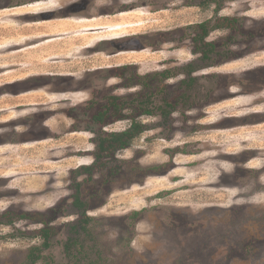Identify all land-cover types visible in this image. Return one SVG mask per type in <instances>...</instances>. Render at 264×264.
Returning a JSON list of instances; mask_svg holds the SVG:
<instances>
[{"label":"rangeland","instance_id":"374dc122","mask_svg":"<svg viewBox=\"0 0 264 264\" xmlns=\"http://www.w3.org/2000/svg\"><path fill=\"white\" fill-rule=\"evenodd\" d=\"M201 23L217 52L188 88ZM34 248L35 264H264V0H0V264Z\"/></svg>","mask_w":264,"mask_h":264},{"label":"flooded vegetation","instance_id":"af4514ba","mask_svg":"<svg viewBox=\"0 0 264 264\" xmlns=\"http://www.w3.org/2000/svg\"><path fill=\"white\" fill-rule=\"evenodd\" d=\"M136 11V10H135ZM130 12V11H129ZM124 13H128V12H124ZM228 26H231L230 28H234V24H229ZM213 29H214V27H213V25H210V23H201V24H199V25H196V26H194L193 27V30H195V31H197V32H195L194 31V35H193V39H192V42L194 41V39H195V43L198 45L199 44V46L197 47H195V49H192L191 50V52H192V55L194 54V55H196L197 56V60H196V64H198V65H195V68H193V71H191V73H192V79H190V81L191 80H196V78L197 77H195V76H198V74H199V72H201V70L203 69V68H201L202 66L200 65L201 63L203 64L204 62H207L210 66H211V64H212V61H213V54H215L214 52H217V49H216V47L214 46V44L213 43H211V42H209L208 40L210 39V36H211V33H212V31H213ZM195 33L197 34L196 35V37H195ZM244 34L245 35H247L248 34V31H244ZM262 35V34H261ZM134 36H137V35H132V37H134ZM252 36V35H251ZM131 37V36H130ZM195 37V38H194ZM249 37V36H248ZM135 38V40H139V42H142L143 44L145 43H148V42H144V41H147V39L149 38L148 36H146V35H140V36H138V37H134ZM119 39V38H118ZM131 39H125L124 41L126 42V44H124V45H129L130 43H132V42H129V43H127V41H130ZM133 40V39H132ZM113 41V39L112 40H107V42H112ZM121 41H118V40H115V42H113V44H115V46L117 45V48L119 49L120 48V45H119V43H120ZM116 43H118V44H116ZM110 44H112V43H110ZM112 44V45H113ZM232 45H233V42L231 43ZM98 48V47H97ZM126 48V47H125ZM176 48V47H175ZM215 48V49H214ZM228 51V50H227ZM117 54V53H116ZM228 53H226V54H221L220 56H219V58H218V60L219 59H228ZM218 57V54H217V56H216V58ZM218 60H217V62H218ZM200 61H201V63H200ZM184 77H187L186 75H184ZM199 82V81H198ZM186 87H188L187 85H185ZM189 88V87H188ZM245 89L246 90H244L245 91V93L246 92H249V94L251 93V90H247V88L245 87ZM229 91V90H228ZM232 121H234V120H232ZM232 121H230V122H232Z\"/></svg>","mask_w":264,"mask_h":264},{"label":"trees","instance_id":"16d2710c","mask_svg":"<svg viewBox=\"0 0 264 264\" xmlns=\"http://www.w3.org/2000/svg\"><path fill=\"white\" fill-rule=\"evenodd\" d=\"M164 76L167 77L169 75L164 74ZM192 81L193 80H191L187 83H184V85H187L188 87H190L189 85ZM188 83H189V85H188ZM114 106H115L114 109H119L115 103H114ZM102 118H103L102 115H99L97 117V121L98 122L102 121ZM141 130H142L141 127L134 124L133 126H131V128L129 130L124 131L123 133L106 134V136H103L102 140L99 141V151L102 153H105V152L113 151L114 148L123 149V148L129 146L130 142L142 132ZM93 169H95V168H93L92 166L91 167H82L80 173H89L90 174ZM42 234L44 235V239H45V247H48L49 244L47 242L49 239V233H48V231H43ZM38 250H39L38 248L33 249L32 255L29 257L31 264H35L40 259V252Z\"/></svg>","mask_w":264,"mask_h":264},{"label":"crops","instance_id":"0c3cea01","mask_svg":"<svg viewBox=\"0 0 264 264\" xmlns=\"http://www.w3.org/2000/svg\"><path fill=\"white\" fill-rule=\"evenodd\" d=\"M80 22H82V21H85L84 19L83 20H79ZM105 26H107V25H105ZM101 28V27H100ZM89 29H95V28H91V27H89Z\"/></svg>","mask_w":264,"mask_h":264},{"label":"bare ground","instance_id":"6f19581e","mask_svg":"<svg viewBox=\"0 0 264 264\" xmlns=\"http://www.w3.org/2000/svg\"><path fill=\"white\" fill-rule=\"evenodd\" d=\"M82 22H85V21H82ZM91 22H93V21H91Z\"/></svg>","mask_w":264,"mask_h":264}]
</instances>
